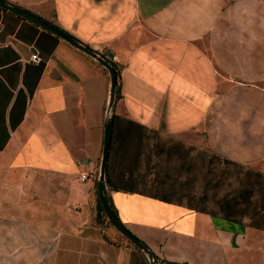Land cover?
<instances>
[{"label":"crops","instance_id":"1","mask_svg":"<svg viewBox=\"0 0 264 264\" xmlns=\"http://www.w3.org/2000/svg\"><path fill=\"white\" fill-rule=\"evenodd\" d=\"M6 1L103 56L114 53V114L162 134H199L232 162L264 163V0ZM109 74L62 37L0 8V157L58 176V200L49 204L65 210L0 211V264H151L97 217ZM118 156H108L113 177ZM85 172L96 177L82 182ZM109 192L157 264H264V229L247 219Z\"/></svg>","mask_w":264,"mask_h":264},{"label":"rangeland","instance_id":"2","mask_svg":"<svg viewBox=\"0 0 264 264\" xmlns=\"http://www.w3.org/2000/svg\"><path fill=\"white\" fill-rule=\"evenodd\" d=\"M143 135L135 172L139 190L160 196L174 192L182 195L184 203L194 210L211 215H222L224 196L234 195L240 202L238 216L249 221L264 207V163L227 162L199 134L145 130ZM60 182L58 176L46 171L15 169L0 157V211L17 212L19 205H29L61 214L65 211L62 207L49 204L58 200ZM102 222L104 228L111 229L109 219ZM113 231L111 236L121 237L118 230Z\"/></svg>","mask_w":264,"mask_h":264},{"label":"trees","instance_id":"3","mask_svg":"<svg viewBox=\"0 0 264 264\" xmlns=\"http://www.w3.org/2000/svg\"><path fill=\"white\" fill-rule=\"evenodd\" d=\"M116 96L118 97L117 92ZM112 130L113 134L111 139L110 153L112 155L113 153L119 155V167L114 177L109 169L108 172H106V179L108 185L111 186V189L113 190H122L127 192H144L142 190H139L137 186L135 172L137 170V163L141 154V143L144 140L143 134L145 133V130L147 131L148 129L144 125L130 120V118L119 116L113 113ZM226 161L232 162L229 160ZM147 194L157 196L161 200L176 202V204H183L192 207L190 204L184 203V198L182 195H177L174 192L168 193L167 195L163 196H160L158 193ZM222 202L223 213L220 216H223L225 219L231 221H242V219L238 216V213H240L241 208L239 207L240 202L236 196H224ZM101 204L102 203L99 199V203L97 204V217L98 219H100L99 221L108 219ZM251 218L252 219L250 223L253 226L260 229H264V207L256 211V213H254Z\"/></svg>","mask_w":264,"mask_h":264},{"label":"water","instance_id":"4","mask_svg":"<svg viewBox=\"0 0 264 264\" xmlns=\"http://www.w3.org/2000/svg\"><path fill=\"white\" fill-rule=\"evenodd\" d=\"M0 8L5 11H9L19 15L24 19L34 22L36 25L45 28L52 33L62 37L72 46L82 50L84 53L92 56L99 61L101 65L106 67L110 72V90H109V102L106 107V121L104 123V139H103V152L100 159L99 171L97 172V183H98V197L101 201V205L105 211L107 218L109 219L110 225L117 229L122 235L126 237L128 241L134 245L142 248L147 253L151 264H157L155 253L144 244L139 237L131 232V230L122 222L114 206L112 205V199L109 192V185L106 179V172H108V156H110V146L112 139V123H113V107H115V97L117 91L118 81V70L115 65L110 62V59L114 57L113 52H109L107 56L99 54V52L83 45L82 42L78 41L73 36L67 34L63 29L51 24V22L35 15L28 10L20 8L18 5L12 4L5 0H0Z\"/></svg>","mask_w":264,"mask_h":264},{"label":"built area","instance_id":"5","mask_svg":"<svg viewBox=\"0 0 264 264\" xmlns=\"http://www.w3.org/2000/svg\"><path fill=\"white\" fill-rule=\"evenodd\" d=\"M31 60H33L34 62H37L38 61V54L37 53H35V54L33 53L31 55ZM94 176L96 177L94 172H85V173H82L80 175V180L82 182H85V181L89 180L90 178H92Z\"/></svg>","mask_w":264,"mask_h":264}]
</instances>
